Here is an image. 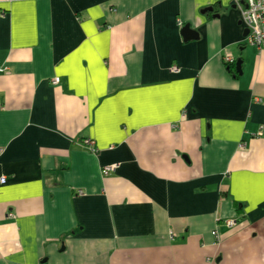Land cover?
Wrapping results in <instances>:
<instances>
[{
	"label": "crops",
	"instance_id": "crops-1",
	"mask_svg": "<svg viewBox=\"0 0 264 264\" xmlns=\"http://www.w3.org/2000/svg\"><path fill=\"white\" fill-rule=\"evenodd\" d=\"M243 35L235 0H0V264H264Z\"/></svg>",
	"mask_w": 264,
	"mask_h": 264
},
{
	"label": "built area",
	"instance_id": "built-area-1",
	"mask_svg": "<svg viewBox=\"0 0 264 264\" xmlns=\"http://www.w3.org/2000/svg\"><path fill=\"white\" fill-rule=\"evenodd\" d=\"M235 3L242 12V25L244 29L249 31L244 38V42L248 45L256 46L264 52V0H235ZM225 61L228 65H235L237 62L235 57L230 55H226ZM4 71L5 69L0 68V73ZM59 82V78H54V84ZM256 101H260V99ZM116 169L117 165H109L104 168V173L109 174L116 171ZM1 181L4 183L5 178ZM225 225L228 228H232L236 225V220L227 219ZM215 232L214 235H217Z\"/></svg>",
	"mask_w": 264,
	"mask_h": 264
},
{
	"label": "water",
	"instance_id": "water-1",
	"mask_svg": "<svg viewBox=\"0 0 264 264\" xmlns=\"http://www.w3.org/2000/svg\"><path fill=\"white\" fill-rule=\"evenodd\" d=\"M212 12L214 11L213 7L207 8L206 10L203 11V14L206 12ZM249 31L247 29H244V38L248 35ZM181 34L184 38V41H190V40H196L198 39V32L193 30L189 24H186L182 31ZM236 71L239 73V75L242 74V60H238L236 63Z\"/></svg>",
	"mask_w": 264,
	"mask_h": 264
},
{
	"label": "trees",
	"instance_id": "trees-1",
	"mask_svg": "<svg viewBox=\"0 0 264 264\" xmlns=\"http://www.w3.org/2000/svg\"><path fill=\"white\" fill-rule=\"evenodd\" d=\"M235 66V65H234Z\"/></svg>",
	"mask_w": 264,
	"mask_h": 264
}]
</instances>
